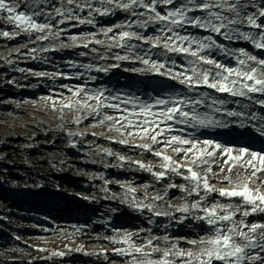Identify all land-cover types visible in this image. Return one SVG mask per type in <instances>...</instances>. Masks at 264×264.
<instances>
[{
    "label": "snow or ice",
    "instance_id": "snow-or-ice-1",
    "mask_svg": "<svg viewBox=\"0 0 264 264\" xmlns=\"http://www.w3.org/2000/svg\"><path fill=\"white\" fill-rule=\"evenodd\" d=\"M84 12L86 15L81 16ZM117 12L127 14L125 20L100 27L98 32L69 35L67 44L61 39L66 30L60 25L75 21L72 27L85 24L95 27L96 16H112ZM0 20L12 26L11 31H0V37L12 40L26 34L30 43H40V47L27 49L32 59L37 58L35 53L83 47L94 53L96 60L115 62L79 66L70 62L71 67L108 74L120 68L122 62L139 63L142 67L124 70L159 76L184 89L149 93L150 99L143 100L137 95L113 94L105 87L91 89L85 83L62 85L70 95L40 98L53 111L59 105L61 111L82 113L74 119L78 125L91 117L95 121L93 127L106 126L122 136L150 140L151 144L135 146L151 153L160 163L145 164L142 160L131 163L150 173L157 184L169 182L154 195L147 194L151 185H143V197L137 195L136 187L121 183L124 190L121 202L138 211L147 210L155 217L203 226V233L196 238L172 239L168 235H154L151 229L145 237H141L144 229L117 232L106 237L111 244L120 245L112 249L114 254L127 257L125 264H264V219L249 220L251 216L264 217V191L250 187L264 183L260 179L264 176V151L196 135L200 130L235 127L252 128L264 137V114L254 110V106L264 109V56L245 48H230L217 39L242 40L257 52L264 51V0H59L58 4L49 0H0ZM90 45H99L103 51ZM218 56L231 59L234 64L225 63ZM32 74L73 78L59 72ZM82 76L83 73H77L75 78ZM88 79L94 81L97 77ZM232 104L236 107H229ZM67 134L84 135L71 131ZM157 147L162 150L157 151ZM168 150L175 156L167 155ZM102 151L113 155L110 149ZM116 158L120 166L128 160L120 155ZM178 158L186 163L181 164ZM214 167L220 171L214 172ZM172 177H179L184 183L177 184ZM213 178L230 187L217 188L211 182ZM107 183L102 189L105 193L109 191ZM172 189L181 193L177 204L169 202ZM213 194L222 199L212 200ZM176 213L180 214L178 218ZM148 222L152 223L151 218ZM181 241L187 247H182ZM81 247L75 250L80 251ZM65 254L52 251L50 257ZM86 254L105 255L103 251Z\"/></svg>",
    "mask_w": 264,
    "mask_h": 264
},
{
    "label": "rangeland",
    "instance_id": "rangeland-1",
    "mask_svg": "<svg viewBox=\"0 0 264 264\" xmlns=\"http://www.w3.org/2000/svg\"><path fill=\"white\" fill-rule=\"evenodd\" d=\"M49 3L58 4L59 0H49ZM80 15L85 16L86 12ZM126 15L117 12L112 16H96L95 27L87 24L72 27L75 21L60 25L66 30L61 39L67 44L69 35L98 32L100 27L125 20ZM4 30L11 31L12 26L0 20V31ZM99 38L103 39L102 36ZM217 39L224 44L229 42L220 37ZM29 41L26 34L12 40L0 37V264H125L127 257L116 255L112 251L120 245L111 244L106 237L114 236L117 232L123 234L140 229L145 230L141 237L148 235V229L154 235H168L172 239L196 238L202 234L203 226H193L189 221L178 223L170 217H155L147 210L138 211L121 202L124 193L121 183L136 187L137 195L143 197V185H151L147 194L154 195L156 190L169 182L161 181L157 184L150 173L131 163L132 160H142L145 164L160 163L151 153L135 146L151 144L150 140L122 136L106 126L93 127L95 121L91 117L78 125L74 123V119L82 113L75 110L61 111L59 105L53 111L40 99L42 96H55L58 99V94L70 95L62 85L86 83L91 89L105 87L113 94L137 95L143 100L150 99L149 93L155 95L168 89L184 91L182 86L159 76L140 75L124 70L142 67L139 63L122 62L120 68L112 69L108 74L71 67L70 62L78 66L115 62L96 60L95 54L83 47L72 46L35 53L33 55L37 58L32 59L27 54V49L41 45L39 42ZM44 43L47 45L49 42ZM92 47L103 51L99 45H90ZM115 51L121 50L113 49ZM81 52L87 55L81 56ZM217 58L234 64L232 60L227 62L223 56ZM9 60L12 61L11 64L8 63ZM21 68L25 71L20 72L18 69ZM35 72H59L73 78L38 77L32 74ZM77 73H83V76L77 79ZM89 76H96L97 79L89 80ZM155 82L162 83L164 90H154L149 85ZM107 111L115 115L112 110ZM261 114H264V109ZM70 131L84 135L69 137L67 133ZM250 134L244 131L235 133L230 128H210L196 132L201 138L231 146H244L253 151H264V139L258 145L253 144L249 140ZM119 140L128 142H115ZM72 143L76 146L73 147ZM103 149H110L113 155L108 156ZM156 150L162 149L157 147ZM166 154L175 156L171 150ZM118 155L128 158L122 166L116 158ZM179 162L186 163L183 159H179ZM213 171L218 173L220 169L214 167ZM172 180L177 184L184 183L179 177H172ZM105 181L108 182L107 193L102 191ZM211 182L217 188L230 187L228 183H219L215 178ZM262 184L256 183L250 187L264 191ZM113 195L117 198H111ZM180 195L178 189L170 190L169 202L179 203L177 198ZM211 199L222 198L213 194ZM235 202L238 203L239 199L236 198ZM175 215L178 218L180 214ZM259 217L252 216L253 220H259ZM149 218L152 223L148 222ZM181 246L187 247L184 242ZM78 247H81L80 251L75 250ZM52 251H64L66 254L63 257H50ZM102 251L107 259L105 255L86 254Z\"/></svg>",
    "mask_w": 264,
    "mask_h": 264
},
{
    "label": "bare ground",
    "instance_id": "bare-ground-1",
    "mask_svg": "<svg viewBox=\"0 0 264 264\" xmlns=\"http://www.w3.org/2000/svg\"><path fill=\"white\" fill-rule=\"evenodd\" d=\"M244 30H248V29H244ZM225 45H227L228 47H232L233 48H236V47H245L247 50H251L252 52H254V54H258V55H261V56H264V51H261V52H257V50H254V48H252V46L248 43V42H245V41H240L238 40L237 42H234V41H229V42H225ZM222 58V57H220ZM227 62H229L231 59H225ZM154 84H156L154 86L153 89H157V90H164V87L163 85H161L162 83H158V82H155ZM150 86L152 85V83L149 84ZM210 91V90H208ZM231 98V97H229ZM229 107H236V105L232 104V105H229ZM254 110L257 111L258 113H261L263 109L259 108V106H254ZM230 130H234L235 133H239V132H249L251 133L250 136H249V140H251V143H256L257 145L260 143V141H262L264 138L261 137L259 134L256 133V131H254L252 128H248L247 130H243V129H238V128H235V127H232L230 128ZM242 134V133H241ZM253 140V141H252ZM264 150V149H263ZM261 180H264V176L260 177ZM251 185H255V184H251ZM262 187H264V183L262 184ZM172 197V196H171ZM260 219H264V217H259V220ZM249 220H253L252 216L249 217ZM187 234H192V232H187ZM183 244V242H181V245Z\"/></svg>",
    "mask_w": 264,
    "mask_h": 264
}]
</instances>
